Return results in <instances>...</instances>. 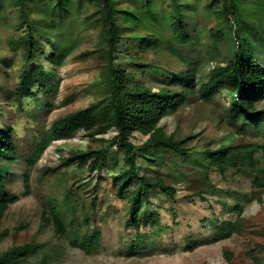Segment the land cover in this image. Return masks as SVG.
<instances>
[{"label": "trees", "instance_id": "1", "mask_svg": "<svg viewBox=\"0 0 264 264\" xmlns=\"http://www.w3.org/2000/svg\"><path fill=\"white\" fill-rule=\"evenodd\" d=\"M79 1L81 4L94 3L102 21L100 39L104 43V66L99 76L86 88L93 94V99L85 107L58 117L50 127L44 128L33 154L28 158H24L20 151L15 126L1 117L0 215L20 198L8 192V182L16 173L13 168L15 163L26 160L34 164L54 140L70 137L79 129H84L97 144H90L85 149H72L65 157L69 164L76 163L81 170L100 174L110 169V159L118 164V152L123 151L122 164L118 170L111 168L110 173L118 187V195L129 198L131 220L138 228L140 240L146 237L140 230V215H147V218L158 215L156 210L147 214L149 199L161 193L174 198L177 193L172 185L175 181L164 176L140 174L137 161L146 149L150 151L148 148L162 147L173 152L180 158L178 164L181 167L187 166L192 159L198 161L207 167L200 181L213 191L217 190L210 177V169L213 168L222 174L229 171L235 174L254 172V187L264 189V165L254 155L257 147L264 149V144H222L196 153L186 145L196 134L181 136L178 130L169 133L159 124L163 117L187 103L198 86L206 99L217 98L219 104L225 98L228 100L227 106H223L231 123L240 121L252 128L264 124V106L261 105L264 100V0H205L201 14L214 21L209 26L198 24L199 27L186 20L191 8L195 7L192 0H168L165 10L158 4L160 0H134V5H122V0ZM72 4L73 0H0V23L10 19L15 10L21 11L26 21L23 32L19 29L20 23L14 27L20 44L15 43L13 38L9 40L14 49L21 45L22 64L17 84L7 93L0 80V106L12 101L25 110L26 101H33L34 110L53 108L50 98L41 90L43 82L51 79L55 67L64 64L70 53L68 36H72L74 26L68 20L73 13ZM196 10H199L198 6ZM33 12L38 19L30 18ZM166 28H171V36L165 37ZM57 31L62 39L54 40V32ZM126 36H129L128 44L122 49L119 44ZM196 39L201 41L204 52L202 57L190 62L182 53L179 54L176 45L188 46ZM45 43H53L50 60L54 65L50 69H46L42 56L46 53ZM121 51L129 54L143 71L153 68L162 70L159 84L149 82L144 72L118 67L116 55ZM89 53L92 51L83 52L80 56ZM166 55L175 60L163 61ZM205 60L211 68L199 80L198 73L203 69ZM3 61L8 64L10 59ZM26 82L32 85L25 88ZM4 94L3 101L1 95ZM73 97L74 94L66 98L64 105L70 103L68 101ZM114 131L111 138L106 136ZM136 133L145 135L146 139L136 143L133 141ZM24 181L27 194L30 189L27 173H24ZM74 191V188H69L61 203L74 212L77 207L84 211L86 202L83 199L80 206L75 204ZM200 192L204 189L200 188L197 193ZM51 212V216L44 212V219L45 215L48 221L52 219L59 235L69 234L71 228H68L67 218L58 211L57 201H54ZM217 227L212 239L219 240L240 231L242 223L238 219H224ZM73 230L76 236L71 243L86 251H90L101 234L99 230L82 232L77 227ZM30 244L35 245L33 251L43 250V244ZM22 247L2 250L0 264H20L21 260L17 257L22 254ZM39 264H46V258L42 257Z\"/></svg>", "mask_w": 264, "mask_h": 264}, {"label": "rangeland", "instance_id": "2", "mask_svg": "<svg viewBox=\"0 0 264 264\" xmlns=\"http://www.w3.org/2000/svg\"><path fill=\"white\" fill-rule=\"evenodd\" d=\"M204 1L192 0L195 7L191 8L186 18L197 27L198 24L209 26L214 21L201 14ZM133 2L122 0L121 4L134 5ZM158 4L165 10L168 0H160ZM72 5L73 13L68 20L74 26L72 36H68L70 53L64 64L55 67L51 79L43 82L41 90L42 93L46 92L53 108L34 110L33 101H26L25 110L12 101L5 103L6 106L3 104L4 107L0 106V125L3 117L15 126L24 158L33 154L44 128L50 127L58 117L91 102L93 94L86 88L99 76L104 66V43L100 39L102 21L99 13H96L97 6L88 2L81 4L79 0H73ZM30 18L38 19V16L33 12ZM17 23L21 24L19 29L23 32L26 21L18 10L10 19L0 23V80L6 86L5 93L17 84L22 64L21 45L14 49L9 42L13 38L15 43L20 44L14 29ZM164 34L165 37L171 36V28H166ZM128 37H123L120 48L126 47ZM53 39H62V36L57 31ZM200 42L196 39L188 46L177 44L176 49L193 62L203 55ZM52 45L45 43L46 53L42 54L46 69L54 65L50 60ZM86 51L92 53L80 56ZM5 58L10 59L8 64L3 61ZM164 60L175 59L166 55ZM206 63L205 60L203 69L198 73L199 80L210 71L211 65ZM116 65L129 71L144 72L149 82L159 84L162 70L153 68L143 71L129 54L118 52ZM31 85V82H26L25 88ZM73 94V99L68 101L70 103L64 105V100ZM1 96L4 101L5 94ZM223 100L219 104L217 98H204L198 86L187 103L163 117L159 124L169 133L178 130L181 136L196 134L186 144L196 153L222 144H264V124L252 128L240 121L231 123L223 106H227L228 100ZM261 105L264 106V100ZM114 134L115 131L106 136L111 138ZM145 139L146 136L141 133L133 137L136 143ZM90 144L97 142L84 129H79L70 137L54 140L34 164L26 160L15 163L13 168L16 173L8 182V192L20 198L0 215V252L9 247L23 246L22 254L17 257L21 260L20 264H39L42 257L46 258V264H264V189L254 187V172L235 174L229 171L222 174L217 169H210L212 184L217 187L213 191L201 183L200 177L207 167L198 161L192 159L187 166L181 167L178 164L180 158L173 152L162 147L148 148L150 151L146 149L137 161L140 174L164 176L175 181L171 183L177 193L174 198L161 193L149 199L147 214L156 210L158 215L150 216L153 219L140 215V230L146 234L140 240L138 228L131 220L129 198L118 195V187L110 173L111 168L118 170L122 164L123 151L118 152V164L110 159V169L100 174L81 170L76 163L66 161L65 157L72 149H85ZM254 155L264 165V149L257 147ZM24 173L30 178L27 194ZM69 188L75 190V204L80 206L83 199L86 202L84 211L77 207L74 212L61 203ZM200 188L204 192L197 193ZM54 201L58 202V211L67 218L68 228H71L67 235L56 232L51 218L48 221L45 215L44 219V212L52 215ZM236 204L240 206L236 207ZM224 219L240 220L242 229L222 239H212L217 226ZM74 227L82 232H101L90 251L71 243L76 236ZM30 242L43 244V250L33 251L35 245H28Z\"/></svg>", "mask_w": 264, "mask_h": 264}]
</instances>
